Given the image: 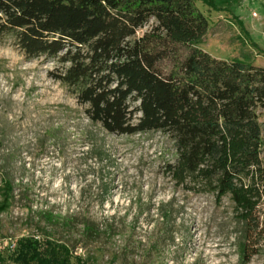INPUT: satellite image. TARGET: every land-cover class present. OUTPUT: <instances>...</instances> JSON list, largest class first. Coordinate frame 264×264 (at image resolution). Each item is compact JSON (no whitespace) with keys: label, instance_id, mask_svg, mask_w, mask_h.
<instances>
[{"label":"rangeland","instance_id":"1","mask_svg":"<svg viewBox=\"0 0 264 264\" xmlns=\"http://www.w3.org/2000/svg\"><path fill=\"white\" fill-rule=\"evenodd\" d=\"M195 1L209 20L201 48L264 66V0ZM58 67L57 58L27 57L15 33L0 36V264H38L24 254L28 238L53 264L76 255L86 264H239L244 225L232 201L176 186L162 133H109L89 121L51 76ZM258 214L248 264H264V202ZM85 221L99 235L85 237Z\"/></svg>","mask_w":264,"mask_h":264},{"label":"trees","instance_id":"2","mask_svg":"<svg viewBox=\"0 0 264 264\" xmlns=\"http://www.w3.org/2000/svg\"><path fill=\"white\" fill-rule=\"evenodd\" d=\"M208 29L195 0H0V36L15 33L29 58H57L51 76L89 121L109 133H162L173 144L165 171L176 186L232 201L244 225L239 264H248L264 202V66L213 56L199 46ZM99 233L84 222L85 237ZM37 243L26 239L24 254L53 264ZM63 264L86 262L76 255Z\"/></svg>","mask_w":264,"mask_h":264}]
</instances>
